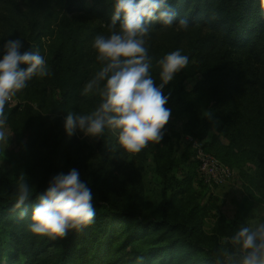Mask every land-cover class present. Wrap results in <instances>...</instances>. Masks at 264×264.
<instances>
[{
	"label": "trees",
	"instance_id": "16d2710c",
	"mask_svg": "<svg viewBox=\"0 0 264 264\" xmlns=\"http://www.w3.org/2000/svg\"><path fill=\"white\" fill-rule=\"evenodd\" d=\"M89 1L87 7V0H0V46L20 39L21 51L38 50L50 70L49 76L27 81L13 95L18 103L5 104L4 110L15 112L22 95L47 98L55 90L63 106L74 108L83 101L84 86L103 67L92 47L94 38L119 31V24L109 28L113 0ZM169 2L177 21L185 18L189 27L152 22L144 37L150 74L157 84L161 82L159 59L177 49L189 58L175 82L163 90L170 93L166 107L188 116L184 132L190 135L200 115L209 113L206 127L213 122L218 135L203 143L205 150L233 169L253 160L264 169V0ZM196 75L200 79L185 90L182 80ZM41 134L39 127L27 149L37 144ZM188 161L196 167L190 148ZM27 183L32 195L18 208V186L12 178L0 176V256L4 253L6 264H39V254L54 243L28 228L31 206L46 187L35 186L31 179ZM89 187L95 221L83 232L69 231L59 240L53 264H224V257L199 243L188 223L106 206L93 181ZM180 201L170 198L171 205ZM123 223L129 229L124 238Z\"/></svg>",
	"mask_w": 264,
	"mask_h": 264
},
{
	"label": "rangeland",
	"instance_id": "374dc122",
	"mask_svg": "<svg viewBox=\"0 0 264 264\" xmlns=\"http://www.w3.org/2000/svg\"><path fill=\"white\" fill-rule=\"evenodd\" d=\"M90 4L87 0V7ZM199 79L196 75L182 80L185 90L189 91ZM174 82L175 78L168 84ZM20 102L15 112L4 110L6 121L0 127L6 136L0 143V176L12 178L16 186L31 179L35 186L46 187L53 175L75 168L81 180L88 184L93 181L106 206L188 223L202 246L214 249L225 259L226 252L236 254L238 246L228 241L240 228L264 223L262 165L257 160L247 162L238 168L239 173L234 168V177L227 184L205 188L188 161L189 148L182 137L187 115L171 112L161 142L149 141L141 151L131 153L118 146L116 134L108 129L98 139L79 132L71 137L65 134L67 112L91 114L101 102L97 92L84 95L74 108L61 105L58 90L47 98L37 93L22 95ZM208 116L203 112L191 133L202 143L218 135L213 122L206 127ZM39 127L40 139L27 149ZM171 196L181 198L180 203L171 205ZM127 225H121L122 238L129 232ZM61 239H52L54 243L39 254V264L56 261ZM0 264H6L4 253Z\"/></svg>",
	"mask_w": 264,
	"mask_h": 264
},
{
	"label": "clouds",
	"instance_id": "9594fccd",
	"mask_svg": "<svg viewBox=\"0 0 264 264\" xmlns=\"http://www.w3.org/2000/svg\"><path fill=\"white\" fill-rule=\"evenodd\" d=\"M176 18L169 0H113L109 28L119 24V31L94 38L92 47L103 67L86 83L82 93L97 92L101 102L91 114L67 112L63 128L68 137L79 132L98 139L108 129L116 134L118 146L131 153L141 151L149 141L161 142L171 115V109L166 107L170 93L163 90L188 65L189 58L177 49L159 59L161 82L157 84L150 74L151 57L144 37L152 22L189 27L187 19ZM22 47L20 39H9L0 46V127L5 124L4 108L10 98L34 76L50 75L39 51H21ZM5 140L0 131V143ZM31 195L29 184L22 182L16 206L23 207ZM93 200L92 189L81 180L77 169L57 173L36 196L28 228L52 239L63 238L69 231L83 232L95 221ZM228 243L238 247L236 254L225 253L224 264H264V223L240 228Z\"/></svg>",
	"mask_w": 264,
	"mask_h": 264
},
{
	"label": "built area",
	"instance_id": "2783aa9c",
	"mask_svg": "<svg viewBox=\"0 0 264 264\" xmlns=\"http://www.w3.org/2000/svg\"><path fill=\"white\" fill-rule=\"evenodd\" d=\"M18 100L10 98L6 103L13 106ZM191 150V159L195 162L198 179L210 189L227 184L235 174V170L223 164L214 154L206 151L203 143L190 134L182 136Z\"/></svg>",
	"mask_w": 264,
	"mask_h": 264
}]
</instances>
